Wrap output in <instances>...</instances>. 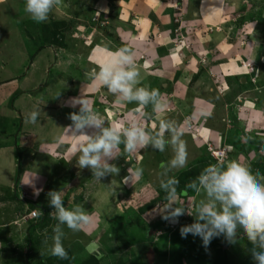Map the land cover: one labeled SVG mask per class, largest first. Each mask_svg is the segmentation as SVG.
Masks as SVG:
<instances>
[{
  "label": "rangeland",
  "instance_id": "1",
  "mask_svg": "<svg viewBox=\"0 0 264 264\" xmlns=\"http://www.w3.org/2000/svg\"><path fill=\"white\" fill-rule=\"evenodd\" d=\"M12 1L14 3L4 0L0 4V49L3 46L1 52L4 49L7 51L4 55L0 53V82L23 76L24 73L26 81L23 77L19 81L27 82L23 87L36 103H54L50 98V103L47 102V97L43 95L47 94L46 87L54 82V78L61 84L68 79L72 83L80 81L83 78L82 69L88 71L91 64L95 66L92 61L102 64L105 54L100 53L104 55L101 59L96 54L90 55L93 48L100 49L101 45H105L115 51L124 46L116 40L118 35L114 33L111 23L113 12L102 10L100 0H70L71 10L65 7L55 10V6L49 19L43 23H36L25 12L24 0ZM227 3L231 4L235 12L230 25L226 23L217 26L216 31L219 29L222 36L209 43L214 45L215 52H210V49L206 57L188 60L174 57L175 62H179L176 67L160 57L151 60L154 63L152 65L144 56L136 59L137 66L146 67L150 76L141 87H147L149 91L158 89L161 98L168 104L166 113L153 112L151 103L141 109L145 113L142 118L145 131L154 136L163 120L172 129L182 132L181 139L186 144L188 154L185 166L170 167L169 162L174 158L176 148L171 143L173 132L170 130L164 133L163 152L149 144L137 153L128 154L121 143L119 151L108 161L119 169V173L108 174L99 183L93 180L91 169L79 167L77 141H72L70 146H62L52 153L50 162L45 163L51 169L45 186L39 187L38 192L20 186L23 202L26 201V204L22 202L20 208L23 210L20 215L22 225L12 240L0 247V252L4 253L0 254V264H258L253 252L259 253L264 249L250 242L241 229L237 230L234 242L220 234L211 240L207 248L203 246L200 237L188 234L187 238H182L179 234L180 227L197 222V209L201 204L211 202V198L199 185L200 176L206 172L201 164L204 159L212 161L206 162L205 166L208 163L207 167L218 170H223L230 161H237L249 167L256 181L264 184V128L259 126L260 121L256 116L251 115L246 120L251 112L249 107L264 109V0H230ZM178 11L181 14L178 12L174 18L177 31L193 28L190 38H199L196 31L202 36L211 37L215 34L209 27L198 25L203 22L200 20L202 18L198 19L192 12L189 18L197 23L187 25L182 21L185 12L182 9ZM54 23L59 25L53 26ZM60 27L67 35L65 45L45 47L37 56L38 45L41 43L38 39L54 34V30L58 32ZM99 30L101 33L97 32ZM11 33L13 35L9 36ZM183 36L185 38L184 33ZM2 37H11L13 40L3 43ZM19 40L20 43H17ZM181 42L184 46L187 43L181 39L176 44ZM112 43H116L117 48ZM11 44L13 48L16 44L23 48L22 58L13 49L8 51ZM162 44H167L165 39ZM59 52L58 56L56 53ZM217 52L225 55L222 58L216 57ZM65 59H71L74 64L68 70L69 73L56 68ZM80 61L83 65L79 66ZM185 64L190 67L187 69ZM235 64L240 66L243 74L230 73L234 68L229 73L225 72L228 66ZM178 69L186 71L182 75ZM193 70H196L195 73ZM176 78H181L183 84H179V88L174 87V82H178ZM85 81L90 82L87 76ZM260 83L263 85H258ZM67 84L63 87L64 92L69 90ZM58 85L54 88L62 90ZM76 91L74 89L72 92ZM78 93L81 99L88 100L91 109L98 111L105 121L104 127H127V114L139 107L137 102L117 105L115 94L92 83L89 87L81 88ZM199 100L203 101L199 105L204 107L201 108L202 113H206L207 109L209 113L212 112L209 118L207 115L195 116V103ZM19 102L23 103L21 99ZM204 119H207L206 124H203ZM0 122V132H4V122ZM207 129L220 134L223 132L218 138L219 144L218 139H209ZM85 131L89 136L99 132L97 129ZM37 135L42 136V132ZM21 137L16 140V184L22 183L30 163L34 162L33 153L38 150L37 144H33V137ZM213 152H218V155L215 156ZM137 167L143 168L142 178L126 179L131 175L129 169ZM173 178L178 181L174 186L178 197L175 202L167 200L168 193L161 188L162 184ZM52 191L63 193L62 203L65 208L80 206L89 214V222L82 225L79 231L59 224L56 209L51 205L48 195ZM15 197L10 190L0 193L2 200ZM165 204L185 209V214L178 218L179 223L172 224L162 218L164 213L161 210ZM216 208L220 210L219 202H216ZM33 210L39 212V219L28 221V215ZM57 227L60 228L61 243L67 252L65 259L51 255L52 238L56 235ZM89 240L98 247L96 252L93 251L92 257L79 256L83 249L81 243L85 244ZM149 250L152 251V263H149L147 257Z\"/></svg>",
  "mask_w": 264,
  "mask_h": 264
},
{
  "label": "crops",
  "instance_id": "2",
  "mask_svg": "<svg viewBox=\"0 0 264 264\" xmlns=\"http://www.w3.org/2000/svg\"><path fill=\"white\" fill-rule=\"evenodd\" d=\"M68 1L70 0H62V2L56 5L55 10L63 9V7L71 10L72 5H70V2ZM229 1L230 0H201L198 3V0L197 2L196 0H100L99 2H102V10L109 9V11L111 10L113 12L112 14L114 15V17L111 19V23L115 29L114 33L116 34V36L118 35V38H116V40L118 39L122 44H124L123 47H129L133 49L137 53V60L141 56H144L152 65L154 63L151 62V60L154 61L156 58L159 59L160 57V59L168 60V62L171 63L172 66L176 67L179 65V62H175L174 57H183L188 60V58L194 59V57H206L208 55L207 52H209L210 49H212V51L210 52H215L213 51L214 45H209V43L214 42L216 38L220 39L222 36L221 34H219V29L216 31V28L217 26H224V24L226 23L230 25V19L231 17H233V14L235 12L233 11L231 4L227 3ZM10 2L14 3L12 0H10ZM3 3L4 0H0V4ZM61 5L63 6L61 7ZM181 9L186 14L184 20L182 19L184 23H186L187 25L188 23H190V25H193L192 23H197L195 21L193 22V20H190L192 18H189L192 12L196 14L198 19L202 18L200 20L201 22H203L198 25H202L203 28L209 27L210 30L215 34L211 37H209V35L202 36L199 32L197 33L196 31V34L199 35V38H197V36L190 38L189 36L192 34L191 32L193 31V28H187L186 30H181L180 32L177 31L178 26L175 25L174 18L176 14H178V10ZM195 9L196 11L193 12ZM97 32L101 33V30ZM183 33L185 34V38L183 36ZM11 35L13 34L11 33L9 36ZM164 39L167 42V44L165 45L162 44L164 42ZM181 39H185L187 41L185 46L182 45V42L176 44L177 41ZM12 40L13 39H11V37H2L1 39L3 43L10 41L12 42ZM20 40L17 43H20ZM16 41L17 36H15L14 39V42ZM17 45L18 44H16L14 48L12 44L9 45L8 51H10L11 48V50L13 49L17 53L19 58H22L24 56V53L22 51L23 48L18 47ZM113 45L117 48L116 43H114ZM217 47L218 46L216 45V48ZM2 48L3 46H1V49ZM190 48L191 51L189 50ZM1 49L0 53L4 55L7 51H5L4 49L1 52ZM60 52L56 54L59 56ZM205 52L206 54L204 55ZM39 53H36V55ZM100 53H104L107 58V53L100 51V49L93 48L90 55L96 54V56L98 55L101 59L104 55H100ZM217 53L218 54L216 57L219 58H222L225 55L219 52ZM92 62H94L95 66L91 64V66L88 68V71L86 68L82 69L81 72H84L83 78L80 81L75 80L72 83V81L67 78L68 80H65L66 82H63V84H61V82H58L56 78H54V80L52 78L54 82H51V84H49L50 86L46 87L47 94H43L45 97H47V102H49V98L54 101V103L49 102L50 104H43L42 102V104H39L40 102L36 103L30 95H27L26 88L23 87L27 82L19 81V79L22 77L23 79H25L24 73L23 76H15L0 82V121L4 122L3 127L5 130L4 132H0V193L10 190L16 195L15 198L11 199H0V247H3L4 244H8L9 241L12 240L13 235L16 233V231L20 230V226L22 225L20 215L21 213H23V210H21L20 208L23 202V196H21L20 194L22 193L20 190V186H24L29 190L38 192L39 187H41L42 185L45 186V183L47 182L46 179H48V174L51 171V169H48L45 163L50 162V160L52 159V153L56 152L62 146H70L71 143H73L72 141H75V139L71 137V130L69 127L71 126L72 121L69 119V115L71 113L78 114L80 105H78V109L76 108V106L71 107L70 101L76 97V99H79L81 97H79V90L83 87L86 88L91 85V81H85L87 76L86 74L94 69L97 65L99 66L101 64L95 61ZM60 64L61 65H57L56 68L63 73H69L68 70L74 67L71 59L66 60L65 62L63 61V63ZM80 65H83L81 61L79 62V66ZM189 67L186 66L187 69ZM18 68L20 69V66ZM232 68L234 69L232 70ZM138 69L141 73V78L140 82L135 87H141V84H143L150 78V76H148V72L145 70L147 69L146 67L144 69L143 67L138 66ZM218 69L223 70L220 68ZM231 70L232 72L230 73H233L235 75L243 74L241 73L242 71L240 69V66H237V64L228 66L225 72L227 73ZM178 71L183 75V72L186 70L183 71L182 69H178ZM195 71L196 70H193L194 73ZM193 72H191V74ZM180 79H175L178 80V82H174V87L179 88L181 87L178 86L179 84L183 85ZM24 81H26V79ZM257 82L255 83V85L257 84ZM66 83H68V92H64L63 90V87H65ZM57 85L61 86L62 90H57V88H54L57 87ZM258 85H263V83H260ZM74 86H77V88H73ZM256 88L257 87L255 86V89ZM74 89H77V91L72 92ZM24 96L26 97L23 98ZM55 97L56 99H54ZM20 99L23 101V103L19 102ZM12 101L14 102L10 105V102ZM59 102L62 103L58 104ZM202 102V100H199L195 103V116L200 117L201 115H207L209 118V115L212 112L209 113V110L207 109L206 113H202L201 108L204 107L199 106ZM56 103L58 105H55ZM30 105L32 109L30 108ZM36 109L40 110V115L37 119L38 124L37 122L30 123L28 121V114ZM248 110H250L251 112L250 115L246 117V120L251 115L256 116L260 121L259 126L261 128H264V109L249 107ZM206 122L207 119H204L203 124H206ZM207 130L209 139H220L221 134L223 135V132L220 134L219 132L215 133L213 130ZM41 132L42 136L37 135L41 134ZM51 132L52 134H50ZM18 134L22 136H20L21 139H23V137H33V144H37L38 146V150H35L32 156L34 162L30 163L29 169L26 171V175L21 181L22 185L18 183L16 184L15 181L17 168L16 140L20 138ZM219 139L217 144H219ZM21 143L23 144V142ZM31 164H33L35 167L33 168ZM29 200L32 201L31 198H29ZM23 203L26 204V201H24ZM28 221L36 220L29 219ZM81 245L83 246V249L79 256H92L93 251L96 252V248H98L96 247V244L90 240L86 241L85 244L81 243ZM0 254L3 255L4 253L0 252Z\"/></svg>",
  "mask_w": 264,
  "mask_h": 264
},
{
  "label": "clouds",
  "instance_id": "3",
  "mask_svg": "<svg viewBox=\"0 0 264 264\" xmlns=\"http://www.w3.org/2000/svg\"><path fill=\"white\" fill-rule=\"evenodd\" d=\"M61 0H24L25 12L36 23H43L49 19L54 6ZM100 51L107 53V58L97 68L87 73V77L94 86L106 88L111 94L116 95L115 103L137 102L139 107L134 112L127 114L129 120L127 127L115 125L104 127L105 121L97 110L89 107V102L84 98H73L70 106L80 105L79 113H71V137L77 141L78 165L80 168H89L93 173V180L99 183L108 174H118L119 169L108 161L119 151L123 143L124 151L128 154L137 153L149 144L161 152L165 149L164 133L166 130L173 132L171 143L176 145L174 158L170 160V167L182 168L188 158L186 144L181 139L182 132L172 129L165 121L159 124L155 135L145 131L142 118L145 113L141 110L150 103L153 112L166 113L168 104L161 98L158 89L149 91L147 87H135L141 78V73L136 63L137 53L129 47H120L115 51L101 45ZM40 115L36 109L28 114V121L35 123ZM86 129H97L98 134L89 136ZM123 136V140L121 139ZM131 173L126 179L135 177L137 180L143 176V168L129 169ZM176 179H169L161 185L167 191V200L177 201V192L174 187ZM199 185L206 191L211 202L201 204L197 209V222L182 226L179 234L187 238L188 234L202 239L203 246L207 248L213 238L220 234L225 235L229 241L234 242L237 230L241 229L247 239L253 244H258L264 249V184L258 183L249 167L237 161H230L223 170L210 167L200 176ZM195 187V185H193ZM50 203L56 209V219L59 224L66 225L68 229L79 231L81 226L89 222V214L80 206L67 209L63 206V193L52 191L48 193ZM216 202L220 204L217 211ZM162 218L172 224L179 223L178 218L185 214L183 207L172 208L165 204L161 210ZM51 255L61 259L67 258V252L61 243L60 228L55 229ZM258 264H264V251L253 252Z\"/></svg>",
  "mask_w": 264,
  "mask_h": 264
},
{
  "label": "trees",
  "instance_id": "4",
  "mask_svg": "<svg viewBox=\"0 0 264 264\" xmlns=\"http://www.w3.org/2000/svg\"><path fill=\"white\" fill-rule=\"evenodd\" d=\"M179 13L181 14V12L179 11ZM56 25H59V24H57V23H54V25L53 26H56ZM61 25H64V24H61ZM65 26V25H64ZM56 29H58V28H56ZM63 29V28H62ZM54 34H47L46 36H45V38H39L38 39V42L40 41L41 43H40V46L38 45V48L39 49H37L38 51V53L39 52H41L45 47H48V46H57V45H59V46H64L65 45V38H66V36H65V31H61V27H60V29H58V32L57 31H55L54 30ZM250 140H254V139H250ZM262 140V139H261ZM251 143H253V144H255L254 143V141H251ZM206 162H208V163H211L212 161L211 160H208V161H205V159H204V161H202L201 162V164H203V166L205 167V169L207 170L209 167H207L208 166V163L206 164V166H205V163ZM184 195V194H183ZM46 210V209H45ZM46 214H47V212H46ZM39 219V218H38ZM37 219V220H38ZM92 257V256H91Z\"/></svg>",
  "mask_w": 264,
  "mask_h": 264
},
{
  "label": "built area",
  "instance_id": "5",
  "mask_svg": "<svg viewBox=\"0 0 264 264\" xmlns=\"http://www.w3.org/2000/svg\"><path fill=\"white\" fill-rule=\"evenodd\" d=\"M213 154L216 156V155H218V152H213ZM39 216H40L39 212L37 210H33L32 212L29 213L28 218L30 220H37L39 218Z\"/></svg>",
  "mask_w": 264,
  "mask_h": 264
},
{
  "label": "water",
  "instance_id": "6",
  "mask_svg": "<svg viewBox=\"0 0 264 264\" xmlns=\"http://www.w3.org/2000/svg\"><path fill=\"white\" fill-rule=\"evenodd\" d=\"M147 257H148L149 263H152V251L149 250Z\"/></svg>",
  "mask_w": 264,
  "mask_h": 264
}]
</instances>
